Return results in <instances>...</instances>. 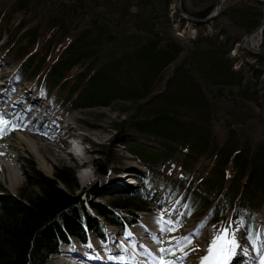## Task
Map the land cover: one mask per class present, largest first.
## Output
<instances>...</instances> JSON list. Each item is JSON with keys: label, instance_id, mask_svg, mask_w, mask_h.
Instances as JSON below:
<instances>
[{"label": "trees", "instance_id": "trees-1", "mask_svg": "<svg viewBox=\"0 0 264 264\" xmlns=\"http://www.w3.org/2000/svg\"><path fill=\"white\" fill-rule=\"evenodd\" d=\"M40 1L3 0L10 2L7 15L22 11L36 19L32 27L21 26L24 30L11 47L21 62L19 77L66 108L115 105L136 137L161 150L134 142L127 147L148 172L174 155V149L184 154L182 176L205 164L211 180L183 182L219 219L232 211L244 222L248 212L259 208L256 198L264 202V134L255 125L264 133V82H259L264 54L243 50L245 66L234 69L239 60L229 56L228 34L218 25L212 36L198 32L195 40L184 43L172 33L168 18L174 0H74L71 6L53 5L47 13ZM216 3L182 0V10L201 20ZM261 17V2L238 0L224 5L214 23L228 22L247 35ZM74 68L79 71L72 75ZM218 110L224 112L221 117ZM219 121L226 131L223 139L214 128ZM199 170L202 174L206 169ZM24 176L39 195L17 198L0 192V264H48L69 238L85 242L88 232L102 238L101 221L120 227L128 223L118 211L131 206L137 213L148 210L139 196L132 198V205L112 201L89 203L84 209L70 191L76 181L67 169L55 170L53 180L33 168ZM239 180L246 188L237 194Z\"/></svg>", "mask_w": 264, "mask_h": 264}, {"label": "rangeland", "instance_id": "rangeland-1", "mask_svg": "<svg viewBox=\"0 0 264 264\" xmlns=\"http://www.w3.org/2000/svg\"><path fill=\"white\" fill-rule=\"evenodd\" d=\"M193 1L194 3H197L199 0ZM237 1L238 0H229L226 4H233ZM8 3L10 2H3V0H0V21L5 20L3 29H0V101L8 100V102H2L0 105V151H4L5 153L8 152V162L12 169L11 171L15 174L17 180L12 181L11 184L10 180L6 177L5 170L0 169V192L2 194H8L17 198L38 196V189L35 186H29L26 183L24 175L30 172V168H33L42 176L52 180L54 179L55 170L67 169L76 181L75 188L70 191L81 202L83 201L82 207H84V209L87 208L86 206H88V203L90 202L95 204H105L112 201H126V204L132 205V203L135 204L132 199L134 195L137 194L141 196L144 200L143 206L158 212H148V216L154 217L151 220L158 226H165V228L166 224L171 226L169 232L174 233L176 236V238L174 236L171 244H173L174 247L182 249L181 253L191 252L189 258L176 264H199L200 262H203L208 256H210L209 246H206V244L211 243V248H213L214 245L225 239V236L230 230L232 231L233 227L240 230L243 243L246 245L247 249H255V242H257L256 234L261 232V228L264 227V202H261L260 198H256L257 201L260 202L257 204L259 208L256 211L248 212L247 219L245 218L244 222L234 218L232 211L228 212L224 218L219 219V216H216V214L212 215V210L208 206L206 207L202 203L196 201V196H193L192 190L183 182L185 180H197V182H199L198 180L200 179L208 182L211 178L212 171L205 164L198 163L196 167L188 169L189 173L182 176L183 170H181V167L185 164L184 154H181L178 150L174 149V155H168L169 158L167 160L162 161L154 170L148 172L146 170L147 168L127 152V147L130 143L134 142L142 144L143 146H146V148L148 147L151 151L156 152L161 150L156 145L152 143H144L136 137L137 133L128 128V126H130L128 119H125L121 113L116 112L115 105H113L112 108L97 107L93 109L73 110L66 108V106H61L52 96L45 98L41 94V88L35 90L32 86V82L25 84L24 81H26V79L21 78L18 75L21 62L15 60L11 47L17 39V36L24 30L21 26L25 28L32 27L36 19H34L30 13L26 14L22 11L7 15L6 10H8ZM73 3L74 0L40 1L41 6L44 7L45 13L53 11V5L55 7L58 5L71 6ZM174 4L175 0L170 4L167 10L168 18L171 19L172 33L174 32L173 34L177 38H180L182 39L181 41L187 43L189 40H195L198 32L202 33L204 36L210 37L215 33V28L218 25L228 34L229 44L231 45L229 56L232 59L236 58L239 60L237 61L239 64L236 62L234 69L239 70L245 66V61L241 57L243 50L248 51L247 47L243 45L246 36L245 34L238 30H233L234 28H232L228 22L218 21L214 23L213 21L207 25H191L189 23L187 24L185 21L183 23L179 22L177 19L178 17H181L174 10ZM176 15H178V17H175ZM197 28H199L198 31ZM261 47H263L262 44ZM107 48H109V46H107L106 49ZM244 69L247 70V68ZM78 71V68H74L71 71L72 75ZM263 77L264 73L259 80L260 86H263ZM251 110L253 111H251L252 113L256 112V109L254 108H251ZM244 111H246V109H242L240 113L243 114ZM220 114H224V112L218 110V117H221ZM30 116L33 117L31 121H29ZM58 116L61 117L65 123L74 127V129L76 128L74 137L67 140L71 145L70 148L75 144L82 149L83 153H86V150L90 147L95 148L96 150L95 152L92 151L93 154L84 156L90 161L88 168L84 169V171L78 169L73 161L65 158L57 148H54L53 146L56 145L55 142L47 140V137L52 135V130H49V127H51L53 117ZM132 122L133 119L130 123ZM251 123L255 125V122L251 121ZM221 125H224L222 121L214 123V128L216 129L217 134L223 139L226 136V131ZM95 127H98L104 132L101 140L98 139L99 137L97 138L91 134L94 133L92 130ZM255 129L258 130V133L261 134V136L264 134L261 128L258 126L256 127V125ZM61 132L62 130H60V134L58 135V138L60 137V139L63 137ZM20 137L25 138L31 143L36 142L44 145L48 147L52 153L62 155V158L55 159L51 157L49 152L40 151V155L43 157L47 169V172H44L40 158L32 153L24 144L20 145ZM86 137H88V142L82 140V138ZM189 166L191 165L186 164L187 168ZM125 168L134 171L135 178H139L140 184L137 189L132 188L130 193L112 194L107 186H102L103 182L109 181L116 171ZM199 168L206 170L201 174ZM85 173L90 174L92 182L83 186L81 180L82 175ZM128 180L130 181V179ZM224 182L223 185L227 186V184H229L228 181ZM122 185L127 186V180H124ZM133 186L135 185L133 184ZM59 187L63 188L61 184H59ZM224 187L220 188L221 193H223L225 189ZM245 188V181L239 180L237 183L239 193L237 194H240ZM237 194L235 195V200H237ZM235 200L233 205L236 202ZM130 209L132 211H121L119 213L125 215L129 221L133 220L132 222L135 223V226L128 228L127 226L122 225V227L124 226L123 229H117L112 226L108 227L104 223L105 228L103 238L105 243L112 242L109 238V232L116 233L124 231L126 233L127 231L136 228L137 225H140V222L145 220L141 213H138L137 215L134 207L131 206ZM136 215L138 216L137 221H135ZM163 219L165 221L167 220L166 224H164ZM205 231L208 233L212 231V233L215 234V239L208 238L205 242H203V240L201 241V238L203 237L202 235H204ZM87 234L88 236L86 240L88 243L85 245V248L89 247L91 243L93 246L101 245V243L99 244L98 242L100 240H98V237H96L95 234L92 232H88ZM69 240L70 246L68 245L69 247L64 249L66 246L61 245L58 248V251L74 250L75 248L79 251L83 250L79 248L78 242L76 241L77 239L69 238L68 241ZM197 242H201V244L199 245ZM105 243L102 244L105 245ZM113 247L118 248L117 243H115ZM257 248L259 249L260 247L258 246ZM225 249H227V245ZM262 253H264V250ZM56 261L55 256H52L48 264H58ZM163 262L172 264L166 261Z\"/></svg>", "mask_w": 264, "mask_h": 264}, {"label": "bare ground", "instance_id": "bare-ground-1", "mask_svg": "<svg viewBox=\"0 0 264 264\" xmlns=\"http://www.w3.org/2000/svg\"><path fill=\"white\" fill-rule=\"evenodd\" d=\"M257 39H258L257 36L253 35L251 38L249 37V39H245L243 41L244 43L243 45L247 47L250 45L252 47H256ZM25 84H28V83L25 82ZM2 102H8V100L0 101V105L2 104ZM31 116L29 117L30 119L29 121H31L33 118ZM49 130H52V135L50 137H47V136L46 137H47V140H51L56 143V145L53 146L54 148H57V150L60 151V153H62V155L65 158L73 161V163L78 169L84 171V169L88 168L90 161L87 160V157H84V156L85 155L88 156V154H93V152H95L96 150L95 148L90 147L89 148L90 150L88 149L86 150V153H83L82 149L79 148V146L75 144L73 147L70 148L71 145L69 141L67 140L74 137V134H75L74 132L76 131V128L74 129V127L65 123L61 119V117L58 116V117H53V121L51 123V127H49ZM60 130H62L61 132V135L63 136L62 139H60V137L58 138V135L60 134ZM92 131H94V133H91V134H93L97 138L99 137L98 139L100 140L102 139L103 134H104L103 130L99 129L98 127H95ZM19 140L21 142L20 145L24 144L25 146H27V148L32 153L36 154V156L40 158L41 163L43 164L42 169L44 172H47V169H46V164L43 160V157L40 155V151L49 152V154H51V157L55 159L62 158L61 157L62 155H56L52 153L50 149L44 145L38 144L36 142L31 143L23 137H20ZM82 140L86 142L89 141L88 137L82 138ZM7 153H5L4 151H0V169L5 170L6 177L8 180H10L12 184V181H16L17 177L11 171L12 169L10 168V164L8 162V157H7L9 155ZM125 174H129L132 176H128ZM128 179H130V181ZM124 180H127V186L122 185V183H124ZM136 180H138V178H135L134 171L130 170L129 168L128 169L125 168V169L116 171L113 174V177L109 181L103 182L102 186L103 187L107 186V188L110 190V193L112 194L113 193H121V194L123 193L124 194L127 192L130 193L132 188L134 189L138 188L136 186H133ZM81 182L83 186L90 184L92 182L90 174L88 173L83 174ZM123 212H126V211H123ZM150 212H157V211L150 208ZM117 214L119 215V217H122V219L126 218L125 215H122L120 213H117ZM141 214L143 216V219L145 220L143 222H140L139 223L140 225H137L136 228L131 229L130 232H126V233H124V231H121L122 233L121 232H116V233L109 232V238L110 240H112L113 243L109 242V243H105V245L101 243V245L99 246H93L91 243V245H89V247L86 248L87 252H89L88 254L86 252L80 254L78 252L79 250H77L76 248L74 250H61L59 254H61L62 256L56 259L57 260L56 262L58 264H140L144 262H145L144 264L146 263L147 264H159V262L166 261L168 263L176 264L178 262H183L184 260L190 257L191 252L181 253L182 249H180L179 247H174L173 244H171V241L174 239L175 235L174 233L169 232V228H171V226L169 224H166L167 220L165 221L163 219L164 224H166V228H167V231H166L165 226H161V225L158 226L156 225L154 221L151 220L154 217L148 216L147 213L145 212ZM132 221L133 220L128 221V223L135 225V223ZM104 223L108 227L110 226L115 227L114 226L115 224L113 225L103 220L104 228H105ZM202 236H203L202 237L203 239L201 238V241L203 240V242L208 240V238L215 239V234L212 233V231H210L209 233L205 231L204 235ZM256 240L259 243L264 244V227L261 228V232L256 234ZM115 243H117L118 248L113 247ZM197 243L199 245L201 244V242H197ZM209 244L211 243H207L206 246H209ZM226 245H227V249H225ZM81 251H84V249ZM85 254H87V256H85ZM96 254H103L104 256L106 255V257L110 258L111 261L108 260L106 262L104 261L99 262L98 258H96L98 257ZM263 254L264 253H262L261 255L258 254L255 251V249H250V250L247 249L246 245H244L243 243L240 230L236 227H233L232 231L230 230L229 233H227L224 240H222L220 243H217L216 245L213 246L210 252V256H208L207 259L202 262V264H226V263L227 264H264ZM81 255H83V257ZM89 256H91V259H93L95 262L96 261L98 262L89 263V262L84 261L83 258H86Z\"/></svg>", "mask_w": 264, "mask_h": 264}, {"label": "water", "instance_id": "water-1", "mask_svg": "<svg viewBox=\"0 0 264 264\" xmlns=\"http://www.w3.org/2000/svg\"><path fill=\"white\" fill-rule=\"evenodd\" d=\"M181 1L182 0H175V11L176 13L183 19L185 20L187 23L191 24V25H207L209 23H212L215 19H217L219 17V15L222 12V9L224 7V5L229 1V0H217L216 6L214 8V11L209 14L207 17H205L204 19H196L188 14H186L182 8H181ZM261 2L262 4V8H261V12H262V17H261V21L258 25V27H256L252 32H250L249 34H247L245 36V39H249V37L251 38L253 35L257 36V44L256 47H252L250 46H246L248 51L250 53H256V54H264V46L261 47V39H262V31L264 30V0H258Z\"/></svg>", "mask_w": 264, "mask_h": 264}]
</instances>
